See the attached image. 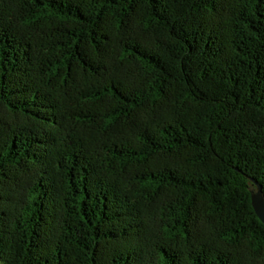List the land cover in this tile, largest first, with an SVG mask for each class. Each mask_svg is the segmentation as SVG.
<instances>
[{
	"label": "trees",
	"instance_id": "16d2710c",
	"mask_svg": "<svg viewBox=\"0 0 264 264\" xmlns=\"http://www.w3.org/2000/svg\"><path fill=\"white\" fill-rule=\"evenodd\" d=\"M264 0H0L1 264H264Z\"/></svg>",
	"mask_w": 264,
	"mask_h": 264
},
{
	"label": "water",
	"instance_id": "95a60500",
	"mask_svg": "<svg viewBox=\"0 0 264 264\" xmlns=\"http://www.w3.org/2000/svg\"><path fill=\"white\" fill-rule=\"evenodd\" d=\"M251 193L255 211L264 222V191L261 187H252Z\"/></svg>",
	"mask_w": 264,
	"mask_h": 264
},
{
	"label": "rangeland",
	"instance_id": "374dc122",
	"mask_svg": "<svg viewBox=\"0 0 264 264\" xmlns=\"http://www.w3.org/2000/svg\"><path fill=\"white\" fill-rule=\"evenodd\" d=\"M0 264H1V262H0Z\"/></svg>",
	"mask_w": 264,
	"mask_h": 264
}]
</instances>
